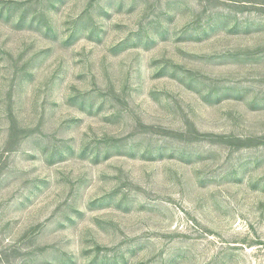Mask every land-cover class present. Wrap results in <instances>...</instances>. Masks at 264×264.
<instances>
[{"label": "rangeland", "instance_id": "1", "mask_svg": "<svg viewBox=\"0 0 264 264\" xmlns=\"http://www.w3.org/2000/svg\"><path fill=\"white\" fill-rule=\"evenodd\" d=\"M0 264H264V0H0Z\"/></svg>", "mask_w": 264, "mask_h": 264}]
</instances>
